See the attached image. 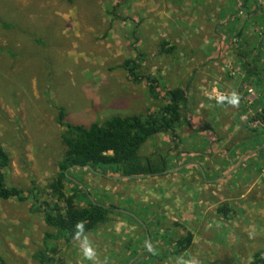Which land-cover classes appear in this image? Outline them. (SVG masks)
<instances>
[{
	"label": "rangeland",
	"instance_id": "obj_1",
	"mask_svg": "<svg viewBox=\"0 0 264 264\" xmlns=\"http://www.w3.org/2000/svg\"><path fill=\"white\" fill-rule=\"evenodd\" d=\"M243 1L0 0V145L11 159L7 185L26 194L32 185L40 190L39 199L27 195L24 203L0 200V259L6 264H40L36 256L43 252L48 259L45 264H126L142 258L131 235L144 236L147 244L148 232L153 243L152 231L142 216L175 219L181 233L186 222L177 218L174 203L177 197L186 202L180 190L187 186L182 180L187 174L176 179L172 176L176 172L171 171L188 153L204 154L214 136V131L188 136V113L183 115L176 142L159 135L140 153L144 158L157 155L154 164L166 169L163 176L126 180L113 178L111 169L73 172L74 184H66V194L79 186L89 195L78 206L87 207L89 199L124 215L110 216L97 232L69 244L62 237L45 240L56 231L46 226L42 212L35 211L37 202L52 203L48 185L55 179L65 153L64 129L57 124L58 108L66 111L67 122L83 126L158 109L161 104L150 98L146 86L130 82L121 69L124 61L140 58V74L159 81L161 99L167 90L188 89L190 109L198 100L201 103L195 111L208 120L212 110L202 111L199 105L204 110H226L224 104L233 94L225 92L216 77L229 74L231 86H246L244 101L253 104H246L247 112L236 117L232 128L246 124L248 129L257 130L264 125L263 110L257 102L260 96L257 98L256 88L244 78L240 54L248 53L245 62L256 64L257 72L264 76V34L260 35L261 30L257 33L264 18L258 12V0H247V6L240 8ZM245 22V29L238 28ZM164 43L168 44L166 49L173 48L171 54L162 51ZM193 94L204 95L207 101L202 102L198 95L193 98ZM218 96L225 97L224 101L217 102ZM256 121L260 124L255 126ZM212 128L217 137L227 138V133H222L224 126ZM248 133L250 139H257V132ZM255 144L254 149L263 142ZM230 145L225 146L227 151L233 149ZM263 166L264 150L232 175V181L258 180ZM181 183L184 187H179ZM156 201L165 205V210H160ZM121 223L126 225L121 227ZM153 227L158 228V234H166L169 225ZM85 239L96 250L95 262L83 255L80 245ZM167 245L164 243L157 253L150 246L153 251L146 256L169 257ZM126 251L134 255L128 258Z\"/></svg>",
	"mask_w": 264,
	"mask_h": 264
},
{
	"label": "crops",
	"instance_id": "obj_2",
	"mask_svg": "<svg viewBox=\"0 0 264 264\" xmlns=\"http://www.w3.org/2000/svg\"><path fill=\"white\" fill-rule=\"evenodd\" d=\"M240 27L241 29L245 28L243 24L239 25L238 28ZM239 66L242 65L239 64ZM255 66L256 64H253L252 69L259 71ZM261 66L264 67V60H262ZM228 76L229 74L225 77L222 75L215 77L222 82L225 92L230 95L235 93L239 97L236 105L228 103L224 105L226 110H217L212 106V109L206 108L204 110L199 105L202 111L212 110L210 120L206 118L205 114L202 117V114L195 111L196 105L201 103L198 100L194 101L191 105L192 109L189 107L188 110L190 121L188 136L191 137L192 134L204 135L207 131H214V136L211 138V148L205 150L204 154L193 153V151L188 153L185 159L177 161L178 167L171 171V173L176 172L172 175L176 179L187 174L182 179L186 181L187 186H182V183L179 185V187H184L180 191L186 196V202L177 197V201L174 203V208L178 211L177 218L186 222L185 228H182L181 233L178 234L179 223L175 219L165 220L163 216L160 217L161 215L154 217V219L151 217L143 218L142 216V221L152 231L153 243L150 239V241L147 240V244L151 243V246L153 244L152 249H155L156 253L163 249L164 243L168 244L167 251H169L170 256L162 257L159 255L155 257L156 254L151 257L146 256L153 250H150V246L144 242V236L131 235L130 238L135 242L134 249L138 250V253L142 252L143 258L140 261L139 259L131 261L132 264H185L187 261H191L192 264H253L255 255L264 251V181L261 177L262 170L260 178L251 183L249 181L247 183H234L232 181V175L239 173L247 161L264 150V125L257 130L248 129L246 124L242 127L234 126L232 128V125H235L236 117L240 118L247 112L244 101L247 91L244 89L246 86L233 88ZM260 76L262 79L260 85L256 86V81L259 79H257L258 75L256 74L252 77L253 82L248 81L250 87L256 88L257 98L260 96L257 102H259L260 108L264 110V101L261 100L264 97V76L261 74ZM244 78H248L246 74ZM197 95L193 94V98ZM199 99L202 102L207 101L204 95L203 97L199 96ZM189 102L191 103L190 95ZM261 120L264 121L262 118ZM213 126H224L222 133H227V138L217 137L218 134L213 130ZM248 132H257V139H250ZM260 140L263 145L254 149L256 141ZM228 144H231L232 150L229 147V151H227L225 146ZM156 204L157 207L160 206V210H165V205H161L160 201H156ZM144 213L147 212L143 211ZM164 223L169 225V228L164 230L166 234H158V228L155 229L153 226H162ZM125 225L121 223V227ZM188 233L193 236L192 245L187 252L179 254L176 252V242L181 237H186ZM108 253L114 252L109 251ZM121 253V251H117V254ZM124 255L129 258L134 255V252L126 251ZM131 262L127 263L131 264Z\"/></svg>",
	"mask_w": 264,
	"mask_h": 264
},
{
	"label": "trees",
	"instance_id": "obj_3",
	"mask_svg": "<svg viewBox=\"0 0 264 264\" xmlns=\"http://www.w3.org/2000/svg\"><path fill=\"white\" fill-rule=\"evenodd\" d=\"M243 2L247 6V0ZM239 6L240 8L246 7L244 3H239ZM243 25L246 28L247 22ZM10 28L12 27H7V29ZM241 36L242 34L239 33L238 37ZM167 46L168 44L164 43L162 51L171 54L173 48L166 49ZM240 55L244 59L242 67L245 68L243 72H246L247 79L253 82L252 77L256 74L258 75L257 79L259 78L256 81V86L262 84L261 76L257 70L252 69L251 62H245L248 53ZM139 59L124 61L121 69L126 72L127 79L130 82L135 85L144 84L146 86L150 98L154 102L161 104L158 109L147 114L129 117L115 116L104 123L95 122L89 126H83L67 122L66 111L62 107L58 108L57 124L64 129L62 143L65 146V153L58 164L59 170L55 179L48 185L52 203L37 202L39 206L36 209L37 211H35L42 212L45 215L46 226L56 231L54 236L47 235L46 241L53 238L60 240L61 238L59 237H62L69 244L76 238L88 237L90 233L97 232L110 221V216L116 215V213L119 216L124 215V213L118 212L117 209L99 205L89 199L87 200V207L78 206L77 203H80L82 199L88 198L89 195L84 194L79 186L78 188L74 187L75 189L71 190L70 195L66 194V184H74L72 179L74 171L86 168L92 171H95L96 168L111 169L113 178H124L126 180L158 177L163 176L164 172H166L164 167L159 169L154 164L157 155L144 158L140 153H142L144 146L150 140L159 135L169 136L173 142L179 139V129L182 125L183 115L188 113L189 110L190 92L188 89L182 88L167 90L163 94L164 99H161L159 81L150 76L140 74L141 63ZM228 100L224 105L229 103ZM246 104L249 107L253 105L248 101H246ZM260 113H263L261 117H264V110ZM188 124H190V121H188ZM10 162L9 154L0 145V200L9 201L16 199L24 203L27 201L28 196L39 199L38 192L40 190L34 185H32L27 194L18 188L8 187L7 169L10 166ZM81 222L85 224V228L83 232L77 235L76 225ZM192 242L193 236L190 233L186 237H181L176 242V252L179 254L187 252ZM263 256L264 251L258 252L254 257L253 264H263ZM36 257L40 260V264L48 262V259L44 258L43 252ZM0 264H6V262L0 259Z\"/></svg>",
	"mask_w": 264,
	"mask_h": 264
},
{
	"label": "clouds",
	"instance_id": "obj_4",
	"mask_svg": "<svg viewBox=\"0 0 264 264\" xmlns=\"http://www.w3.org/2000/svg\"><path fill=\"white\" fill-rule=\"evenodd\" d=\"M224 99L225 97L220 96L218 97V102H223ZM238 101H239V97L235 93H233L231 98H229L228 100V102L232 105H236ZM84 228H85V224L83 222L77 224L76 225L77 235L83 232ZM80 246H81L84 257L89 261L95 262L97 253L94 247L90 244V242L87 239H85ZM185 264H192V262L187 261L185 262Z\"/></svg>",
	"mask_w": 264,
	"mask_h": 264
},
{
	"label": "built area",
	"instance_id": "obj_5",
	"mask_svg": "<svg viewBox=\"0 0 264 264\" xmlns=\"http://www.w3.org/2000/svg\"><path fill=\"white\" fill-rule=\"evenodd\" d=\"M257 7H258L259 14L264 18V0H258L257 1ZM239 11H240L239 12L240 16H243L244 15L243 11H241V10H239ZM260 25H261V28H259L258 31L260 32V30H261L260 35L263 36V34H264V20H263V23H260ZM249 94L251 95V97H253L254 96V91L250 90ZM218 97H220V96H218ZM218 97L216 99L217 102H218ZM259 124H260L259 121L255 122V126L259 125ZM261 177H262V180L264 181V168L262 169Z\"/></svg>",
	"mask_w": 264,
	"mask_h": 264
},
{
	"label": "water",
	"instance_id": "obj_6",
	"mask_svg": "<svg viewBox=\"0 0 264 264\" xmlns=\"http://www.w3.org/2000/svg\"><path fill=\"white\" fill-rule=\"evenodd\" d=\"M119 179H120V178H119ZM121 179H124V178H121ZM127 179H129V178H127ZM147 240L150 241V237H149L148 232H147ZM150 246H151V243H150ZM152 247H153V246H151V249H152Z\"/></svg>",
	"mask_w": 264,
	"mask_h": 264
},
{
	"label": "bare ground",
	"instance_id": "obj_7",
	"mask_svg": "<svg viewBox=\"0 0 264 264\" xmlns=\"http://www.w3.org/2000/svg\"><path fill=\"white\" fill-rule=\"evenodd\" d=\"M257 18V17H256Z\"/></svg>",
	"mask_w": 264,
	"mask_h": 264
}]
</instances>
